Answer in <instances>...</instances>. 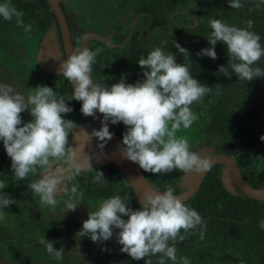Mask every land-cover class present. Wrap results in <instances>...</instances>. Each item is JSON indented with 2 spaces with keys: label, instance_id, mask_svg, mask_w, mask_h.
Instances as JSON below:
<instances>
[{
  "label": "clouds",
  "instance_id": "obj_1",
  "mask_svg": "<svg viewBox=\"0 0 264 264\" xmlns=\"http://www.w3.org/2000/svg\"><path fill=\"white\" fill-rule=\"evenodd\" d=\"M232 9L244 7L241 0H227ZM264 5L258 0L256 8ZM23 12L17 10L10 2L0 3V17L23 27L31 32V25L23 22ZM212 32L207 38L211 47L201 49L197 55L217 59L215 46L218 42L227 47L229 62L219 66V72L228 76L229 69L241 82H251L264 77L260 61L264 58V45L260 36L247 29L229 26L219 19L209 21ZM248 27H252L249 21ZM175 47L190 56L179 44ZM101 49H77L60 65L61 75L74 87L69 100L81 102L80 112L84 116L95 117L98 111L103 115L101 128L93 129L102 149L112 139L108 123L115 125L122 122L126 131L122 137L120 149L124 157L136 163L146 173L167 175L173 171L204 173L211 171L212 162L207 157L201 158L192 143L186 137H177V132L190 128L198 119L192 112L191 105L200 102L212 91L194 79L184 64L176 63L174 54L160 48L151 50L147 57L138 60L145 79L129 84L125 77L110 87H103L92 78V65ZM217 84L215 88L219 89ZM67 101V102H68ZM63 96L57 97L53 88L38 86L31 94H23L8 82H0V141L6 154L11 159V170L17 180L29 178L40 171L39 179L28 184L32 193L45 205L55 206V193H71L65 202V212L75 211L84 201L78 186L67 183L75 179L82 170L91 169L87 156L83 162L76 161V150L68 147L69 134L74 133L78 125L62 114L73 111ZM25 110L30 111L33 119L22 125ZM22 125V126H21ZM264 141V136L260 138ZM51 164H61L63 168L48 171ZM264 170V169H260ZM65 171L68 175L62 179ZM106 180L101 171L93 183ZM63 185L61 186V182ZM5 184L0 182V189ZM175 189L168 186L163 192H145L138 210L129 207L119 195L99 202L95 211L89 212L83 221L76 238L84 236L92 242L108 241L113 236V228L119 229L118 243L121 252L133 260L144 259V264H151L152 256L161 254L158 264H166L165 258L172 264H189L187 258L178 261L175 242H182L186 236L181 235L204 224L203 218L194 209L187 207ZM15 203L6 192L0 191V208ZM127 217V219H124ZM2 218V217H0ZM264 228V220L259 222ZM201 238L204 233L201 231ZM172 242L171 244L169 242ZM46 251L56 260L64 259V250H56L54 241L47 239L40 242ZM147 257V259H145Z\"/></svg>",
  "mask_w": 264,
  "mask_h": 264
},
{
  "label": "trees",
  "instance_id": "obj_2",
  "mask_svg": "<svg viewBox=\"0 0 264 264\" xmlns=\"http://www.w3.org/2000/svg\"><path fill=\"white\" fill-rule=\"evenodd\" d=\"M8 1H12L11 4L23 12V22L32 26L31 31L44 33L52 25L54 15L46 0H0V3ZM256 1L241 0L242 4ZM235 10L230 7L227 0H139L136 11L144 16L141 27L131 35L130 45L118 52L109 51L104 44L91 47L93 51L97 48L102 50L92 65V74L101 79L100 84L103 87H110L122 77L126 78V83L135 84L145 79L143 71L147 69L142 70L138 65L141 57L146 58L154 48L174 54L176 63L187 66L194 79L212 89L200 102L206 109L207 116L202 128L203 134L220 139L215 147L216 153L232 156L236 152L233 143H239L257 157L264 153V141L256 140L257 137L264 136V130L259 129L256 124L264 115L263 80L257 78L247 82V88H236L234 83L239 80L235 73L230 72L225 76L223 72H219V66L229 62L227 47L220 42L215 46L217 53L215 60L196 53L200 43H204L207 48L211 47L207 39L212 32L210 20L219 19L229 26L246 28L243 20H240L239 24L234 23L237 22ZM66 16L71 38L76 46L84 32L71 25L70 16ZM123 39L124 36L117 37L118 42ZM175 44L186 49L190 56L180 52ZM217 84L220 85L219 89L215 88ZM251 88H258L262 96L257 98ZM60 90L64 95L73 94L71 83L64 77H61ZM69 106L81 108V102L73 100ZM124 127L122 122L113 125L121 142ZM221 168L219 164L212 166L196 195L184 202L187 207L198 212L204 224L190 230L189 233H184L181 229V235H185L186 238L182 242L177 238L175 242L178 261L181 258L189 260L194 252L206 247L209 250H216L219 255L240 256L241 260L215 261L206 257L196 264H254L252 247L264 249V228L259 226V222L264 220V201L227 192L220 179ZM102 173L106 180L100 183H93V179L85 174L80 175V189L86 197H110L115 192L116 167L109 164ZM143 174L160 192L171 186L175 189L174 195L181 193L178 183L182 171L176 170L172 175H154L144 171ZM243 178L256 189L264 188V177L261 175L251 180L245 176ZM117 195L133 210L139 209L140 205L134 199L132 188L123 187ZM201 231L204 233L203 238L200 235ZM160 258L161 254L153 256L150 259L151 264H158Z\"/></svg>",
  "mask_w": 264,
  "mask_h": 264
},
{
  "label": "rangeland",
  "instance_id": "obj_3",
  "mask_svg": "<svg viewBox=\"0 0 264 264\" xmlns=\"http://www.w3.org/2000/svg\"><path fill=\"white\" fill-rule=\"evenodd\" d=\"M66 6L68 13L74 14L80 27L87 34H94L100 38L109 40L117 33H114L115 28H120L118 33H125L131 30V25L134 17H132L131 10L138 5L139 0H60ZM258 2H247L241 9H236L237 22L240 20L245 22L246 28L260 36V42L264 45V5L256 8L255 4ZM232 13H229L231 19ZM193 19V18H190ZM249 21L252 27L249 28ZM137 26L141 25L140 20L137 21ZM136 26V27H137ZM135 27V28H136ZM130 33V32H129ZM129 35V34H128ZM42 35L32 34L27 35L23 31V27H18L15 19L12 21H5L0 17V63L6 61L5 73H0V82H8L14 88L16 87H32L50 86L48 79L53 83V90L56 92L59 86L57 75H47L39 67L37 63L38 46L41 41ZM95 42H89V46L94 45ZM10 45L12 47H10ZM129 45V43H127ZM207 48L204 43L197 46L196 53H200L201 49ZM115 49V48H114ZM17 53L15 58L8 59L10 52ZM25 58H23V57ZM224 66H227L225 64ZM260 67L264 69V58L260 61ZM5 70L0 65V72ZM229 72H232L229 69ZM52 76V77H49ZM263 80L264 77L259 78ZM94 81L98 82L96 79ZM236 88H247V82L237 81L234 83ZM256 93V97H261L262 92L257 88H251ZM71 96H65L66 102ZM70 101V100H69ZM68 101V102H69ZM67 102V103H68ZM192 112L198 116V119L188 129H181L177 132V137H186L193 145V150L198 146H210L213 148L212 152L205 157L215 154V147L219 144L220 139L215 136H204L202 133L203 124L207 121L206 109L201 102H195L191 105ZM65 119L71 120L76 124L87 122L89 118L84 116L81 112L73 110L71 113L62 114ZM257 127L264 130V115L256 122ZM124 127L123 133L126 131ZM70 135V134H69ZM256 140L259 142L260 138ZM236 147V152L232 155L233 159L238 165L240 173L252 179L255 176L261 175L264 177V153L259 154L257 157L253 156L243 144L233 143ZM5 149L0 152V162L7 159ZM138 168L142 170L137 164ZM174 172V171H173ZM170 173L168 175L173 174ZM221 176V172H220ZM182 179L179 180V187L181 192L186 191L188 188L181 187ZM70 189V188H69ZM237 194H241L237 191ZM71 196L70 191L64 199L69 200ZM100 201L90 203L86 199L81 202L75 211L65 212V203L60 204L59 207L51 208L47 212L48 216L41 217L40 214L44 213L38 206L27 207L33 218L37 219L41 227L40 232H50L54 238V249L64 250V259L61 261L65 264H144V259L133 260L126 253L121 252V247L118 243V229L113 228V236L108 241H99L101 248L93 250L97 244L92 242L90 238L84 236L80 239L76 238V233L81 230L82 223L88 218L91 210L95 211ZM10 228L4 224H0V254H5L10 259L20 262L21 264H47V255L43 253L42 244H38L32 240H28L26 244H21L15 239L8 238ZM253 262L254 264H264V249L256 246L252 247ZM47 254V252H46ZM8 264L12 263L8 258L0 256ZM153 257V256H152ZM150 257L149 259H151ZM210 257L215 261H240V256L231 257L229 254L219 255L216 250H209L203 248L198 252H194L189 258V264H196L197 261ZM51 261L55 262L52 255ZM147 259V257L145 258ZM166 264H172V261L166 259Z\"/></svg>",
  "mask_w": 264,
  "mask_h": 264
},
{
  "label": "water",
  "instance_id": "obj_4",
  "mask_svg": "<svg viewBox=\"0 0 264 264\" xmlns=\"http://www.w3.org/2000/svg\"><path fill=\"white\" fill-rule=\"evenodd\" d=\"M46 2L48 3L50 11L54 14L59 25L64 57L61 54L56 33L52 29L43 37L40 43L37 61L43 71L52 74H59L61 63L66 60L69 55L75 51V49L72 44L68 23L65 14L60 7L59 0H46ZM90 40H99L104 43L107 42L106 39L100 38L99 36L88 34L84 36L79 49L87 48V43ZM89 117L92 122L78 125L75 132L72 133L70 143L68 145V147H73L76 150L77 162H83V158L85 156L89 158L91 169L86 168L82 171L93 170L107 163L116 166L118 171L129 181L139 204H141V201L138 200L139 195L144 197L145 192H160L146 180L135 163L129 161L123 156L120 151L123 146L119 143L110 122L108 123V127L109 131L112 133V139L107 141L102 149L98 146L100 142L95 136H92V131L93 129L99 130L101 128L103 115L97 111L95 117ZM207 149H211L209 153L213 150L210 146H198L195 150L198 151L201 158H204L207 155L204 154ZM105 150L110 153L109 156L104 154ZM110 157H113L114 161H112ZM207 158L211 160L212 166L217 164L222 166L220 179L227 192L236 195L237 191H239L247 198L256 201H264V188L256 189L248 184L240 173L238 165L232 156L215 153ZM207 172L195 173L191 183L187 186L188 189L176 196H178L183 203L193 198L202 185ZM185 177L186 173L183 172L181 176L182 182ZM0 264L6 263L0 259Z\"/></svg>",
  "mask_w": 264,
  "mask_h": 264
},
{
  "label": "flooded vegetation",
  "instance_id": "obj_5",
  "mask_svg": "<svg viewBox=\"0 0 264 264\" xmlns=\"http://www.w3.org/2000/svg\"><path fill=\"white\" fill-rule=\"evenodd\" d=\"M8 2L12 3V1H8ZM138 3H139V1H138ZM59 4H60V7H61V9L63 10V12L65 14L67 23H68V19H67V16L66 15H69L70 16V24L77 26V28L79 30H82L84 32V34L80 37L79 42H78V44L76 46L73 44V40L71 38L73 47H74L75 50H77V49L80 48L84 36H86L88 34L80 27V24H79V22H77L74 14L68 13V11H67L66 6L64 5V3L59 0ZM136 7L131 10V14H130V15H132V17L135 18V20H133V23L131 25V30L129 31L130 33L129 32L128 33L127 32H125V33H122V32L121 33H118V31H121V29L120 28H115L114 33H117V34L113 35L111 37V39L107 40L106 43L101 42L99 40H90L89 42L93 41V42H95V44L92 45V46H89V42H88L87 43V48L90 49L93 46H97V45H100V44H104V45L107 46V48H108L109 51L114 50V51H117L118 52L120 49H122L123 47L127 46V43H130V39H131L132 33L135 30L139 29L141 27V25H142V18L144 16V14L138 13L136 11ZM139 20H140L141 25L138 27L137 26V24H138L137 21H139ZM68 27H69V24H68ZM52 29L56 33L57 42H58V45H59L61 54L64 57V50H63V45H62V42H61L60 29H59V25H58V23L56 21L55 16H54V20H53L52 25L47 29L46 32H44V33H36V32L31 31V32L27 33V35H30V36H32V34L42 35V38H41V41H42L43 37L50 30H52ZM69 30H70V28H69ZM23 31H24V29H23ZM70 36H71V33H70ZM119 36H124V39L121 42H118L117 41V37H119ZM41 41H40V43H41ZM40 43H39V46H40ZM39 46H38V52H39ZM10 47H12V46L10 45ZM16 55H17V53L15 51H12L8 55V59L15 58ZM37 55H38V53H37ZM21 57H23V56H21ZM23 58H25V57H23ZM37 63H38V61H37ZM6 64H7L6 61L0 63V65L5 69V70L1 71L0 73H5L7 71L6 68H8V66ZM43 72H45V71H43ZM45 73L47 75H57L56 78L59 81V86H58V89H57V94L59 96L65 97V96H71L72 95V94L64 95L61 92V90H60V84H61V77H63L61 75V73H59V74H52V73H47V72H45ZM91 75H92V78L93 79H96L98 81V83H100L101 79L94 77L92 73H91ZM49 77H52V76H49ZM49 79H48V84L50 86H53V83L51 81H49ZM15 89H17L20 92H22L23 94H26L27 95V94H31V92L33 91L34 88H32L30 86V87H16ZM73 100H70L68 102V106H69V103H71ZM69 107H71V106H69ZM71 108L73 110H75L76 112H80V108H74V107H71ZM21 116H22V125H23V123H27V122H29V121H31L33 119V117L30 115V111H28V110H25L23 113H21ZM87 117L89 118V121H87V122H92L91 121V118L89 116H87ZM87 122H82V123H79L77 125H80V124H83V123H87ZM112 127H113V125H112ZM123 130H124V128L122 129V132H123ZM114 131H115V135L118 138L119 143L122 144V142L120 140V137L117 134V130L114 129ZM71 136H72V133H70V135H69V143H70ZM3 148H4L3 142L0 141V152L2 151ZM215 152H216V148H215ZM109 164L110 163L101 165L100 167L95 168L93 170L81 171V173L79 175H77L74 180L69 181L67 183V187L68 188H71L72 184H75V185L78 186V190L80 192H82V190L80 189V185H79L80 175L85 174V176H89L91 179H94V177L97 175V171H101V172L104 171L105 167L107 165H109ZM110 165H112V164H110ZM63 167L64 166L61 165V164H51L49 166L48 171H54L57 168H63ZM116 169H117V167H116ZM40 171L41 170H38V172H37L36 175L29 174V178L28 179H24V180H20L19 181V180H17L14 177L13 172L11 170V159H10V157H8L4 161H1L0 162V182H3L5 184V188L4 189H0V191L6 192L13 200H15V203L14 204H12V205H10V206H8L6 208H0V217H2V218H0V224H4L5 226H8L10 228V230L8 232V235H7L8 238L15 239L17 242H19L21 244H26L28 242V240H32V241L37 242L38 244L41 245L40 242L42 240H45V239H47L49 241H54L55 242V238H54V236L50 232H40L41 227L38 224L39 221L36 218L35 219L33 218V216L31 215V213L27 209V207H29V206L30 207L38 206V207H40V209L42 211H44V213L40 214V216L41 217H45V216H48L49 217V215L47 214V212L49 211V209L59 207L60 204L65 203L64 202L65 201L64 199L67 196V193H65L63 191H60V192L55 193V195H56V205L55 206H50V205L42 204L40 202L39 196L36 195V194H34V193H32V191L28 188V184L30 182H33V181H36V180L39 179ZM140 171L143 174V170H140ZM58 175H61L62 176V179H63V178H65L68 175V172L65 171L62 174L58 173ZM114 179L117 181V187L115 189V192L110 197L89 198V197H86L83 194V198L86 199L90 203H94V202H98V201H102V200L111 198L114 195H117V193L123 187H130V188H132L131 185L129 184V181L125 178V176L122 173H120L118 171V169H117V173L114 176ZM62 185H63V181L61 182V186ZM181 187L182 188L187 187V186L184 185V181L181 183ZM132 190H133V188H132ZM133 196H134V199H135L136 203L138 205H140L139 202L137 201L135 195H134V191H133ZM118 233H119V229H118ZM96 244H97V246L93 250H99L101 248L99 241H97ZM41 246L43 248V253L45 255H47V257H46V261H48L47 264H65L61 260H54L55 262H52L51 261V258H50V255L51 254H49L46 251V248L44 247L43 244ZM46 252H47V254H46ZM0 256H3V257L8 258L12 262L10 264H21L20 262L15 261V260H12L8 256H5V254H0ZM0 259L3 260L1 257H0ZM5 263L8 264L7 262H5Z\"/></svg>",
  "mask_w": 264,
  "mask_h": 264
},
{
  "label": "bare ground",
  "instance_id": "obj_6",
  "mask_svg": "<svg viewBox=\"0 0 264 264\" xmlns=\"http://www.w3.org/2000/svg\"><path fill=\"white\" fill-rule=\"evenodd\" d=\"M210 151H211V149H207V150L205 151L204 154L206 155V154H208ZM104 154L109 156L110 153H108V152L105 150V153H104ZM110 158H111V157H110ZM108 160H110V159H108ZM111 160L114 161V158L112 157ZM194 175H195V172H188V173H186V177H185V179H184V185H185V186H189V184L191 183V181H192ZM138 197H139L138 200L142 202V201H143V197L140 196V195H139Z\"/></svg>",
  "mask_w": 264,
  "mask_h": 264
}]
</instances>
